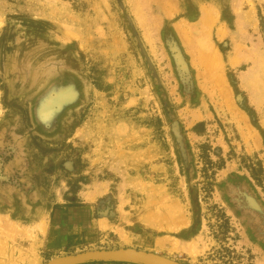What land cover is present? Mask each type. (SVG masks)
Listing matches in <instances>:
<instances>
[{"label": "rangeland", "instance_id": "374dc122", "mask_svg": "<svg viewBox=\"0 0 264 264\" xmlns=\"http://www.w3.org/2000/svg\"><path fill=\"white\" fill-rule=\"evenodd\" d=\"M118 249L264 264V0H0V264Z\"/></svg>", "mask_w": 264, "mask_h": 264}, {"label": "crops", "instance_id": "0c3cea01", "mask_svg": "<svg viewBox=\"0 0 264 264\" xmlns=\"http://www.w3.org/2000/svg\"><path fill=\"white\" fill-rule=\"evenodd\" d=\"M95 221L92 211L84 207L54 208L51 214V222L54 224L51 246L56 250L73 247L77 241L83 239L84 233L90 232Z\"/></svg>", "mask_w": 264, "mask_h": 264}, {"label": "water", "instance_id": "95a60500", "mask_svg": "<svg viewBox=\"0 0 264 264\" xmlns=\"http://www.w3.org/2000/svg\"><path fill=\"white\" fill-rule=\"evenodd\" d=\"M49 105V104H48ZM47 110L45 111V113ZM130 262L136 264H178L148 252L132 249L102 250L68 256L54 260L48 264H82L88 262Z\"/></svg>", "mask_w": 264, "mask_h": 264}, {"label": "bare ground", "instance_id": "6f19581e", "mask_svg": "<svg viewBox=\"0 0 264 264\" xmlns=\"http://www.w3.org/2000/svg\"><path fill=\"white\" fill-rule=\"evenodd\" d=\"M93 252V251H92ZM74 256V255H73ZM57 260V259H56Z\"/></svg>", "mask_w": 264, "mask_h": 264}]
</instances>
